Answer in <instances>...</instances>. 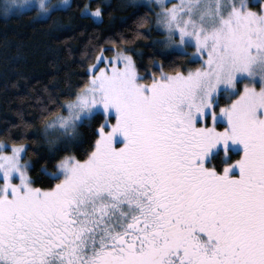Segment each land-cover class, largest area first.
<instances>
[{
	"label": "snow or ice",
	"instance_id": "snow-or-ice-1",
	"mask_svg": "<svg viewBox=\"0 0 264 264\" xmlns=\"http://www.w3.org/2000/svg\"><path fill=\"white\" fill-rule=\"evenodd\" d=\"M26 4L43 20L70 6ZM132 6L151 12L137 25L154 23L158 43L199 66L161 63L144 82L122 43L97 44L84 82L64 99L50 92L37 116L52 145L104 117L86 158L65 149L54 171L42 166L48 187L5 128L0 264H264V0ZM16 10L11 0L0 15Z\"/></svg>",
	"mask_w": 264,
	"mask_h": 264
},
{
	"label": "trees",
	"instance_id": "trees-1",
	"mask_svg": "<svg viewBox=\"0 0 264 264\" xmlns=\"http://www.w3.org/2000/svg\"><path fill=\"white\" fill-rule=\"evenodd\" d=\"M136 2L71 0L69 7L53 12L48 20L38 18L32 10L7 18L0 15V140L6 139L3 130L9 128L13 141L25 146V159L32 164L30 175L36 186L48 187L56 182L41 168L54 171L51 161L65 149L86 158L84 154L96 139L94 131L104 122L99 113L79 128L75 142L57 141L52 145L42 134L44 123L37 119L50 92L64 99L63 94L77 90L84 82L88 54L97 44L108 47L110 41L122 43L134 57L144 82H150L152 73L159 74L156 66L161 63L168 72L199 66L191 63L190 56L158 43L164 35L154 23L136 24L138 16H151L147 8L133 7ZM85 4L91 10H102L101 22L82 14Z\"/></svg>",
	"mask_w": 264,
	"mask_h": 264
},
{
	"label": "rangeland",
	"instance_id": "rangeland-1",
	"mask_svg": "<svg viewBox=\"0 0 264 264\" xmlns=\"http://www.w3.org/2000/svg\"><path fill=\"white\" fill-rule=\"evenodd\" d=\"M11 0H0V6H3L5 3H10ZM46 3L48 4H52V5H58L60 3V0H45ZM71 3V0H68V4L70 5ZM15 4H16V11L13 13V14H19V13H22V12H25V11H30L32 10L30 7L27 6L26 4V0H15ZM94 11V10H92ZM11 14V15H13ZM89 16V15H87ZM92 17V16H90ZM94 21L96 22H101L102 21V15L101 17H92ZM164 39V38H163ZM171 51H175V52H179V51H176V50H173L171 48H169ZM191 51V50H189ZM180 53V52H179ZM191 58V57H190ZM103 115V113H100ZM219 127V125H218ZM223 158L222 154H221V159Z\"/></svg>",
	"mask_w": 264,
	"mask_h": 264
}]
</instances>
